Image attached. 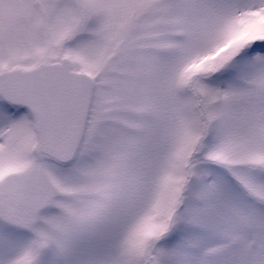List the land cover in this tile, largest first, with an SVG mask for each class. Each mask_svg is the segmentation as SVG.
I'll list each match as a JSON object with an SVG mask.
<instances>
[{
    "label": "snow or ice",
    "instance_id": "1",
    "mask_svg": "<svg viewBox=\"0 0 264 264\" xmlns=\"http://www.w3.org/2000/svg\"><path fill=\"white\" fill-rule=\"evenodd\" d=\"M0 264H264V0H0Z\"/></svg>",
    "mask_w": 264,
    "mask_h": 264
}]
</instances>
